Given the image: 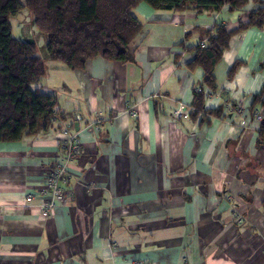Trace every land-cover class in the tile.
I'll return each instance as SVG.
<instances>
[{
  "label": "crops",
  "instance_id": "obj_1",
  "mask_svg": "<svg viewBox=\"0 0 264 264\" xmlns=\"http://www.w3.org/2000/svg\"><path fill=\"white\" fill-rule=\"evenodd\" d=\"M258 6L199 12L141 2L129 61L97 56L72 69L38 49L46 72L31 87L57 96L59 118L0 141V264H264V129L252 119L264 26L233 35L214 67L204 106L226 105L222 115L194 114L205 71L190 66L217 23L235 29ZM181 104L188 118L175 115ZM66 124L82 152L67 199L45 213L39 191L64 155Z\"/></svg>",
  "mask_w": 264,
  "mask_h": 264
},
{
  "label": "trees",
  "instance_id": "obj_2",
  "mask_svg": "<svg viewBox=\"0 0 264 264\" xmlns=\"http://www.w3.org/2000/svg\"><path fill=\"white\" fill-rule=\"evenodd\" d=\"M250 0H0V141H18L51 125L58 98L55 94L33 90L46 72V62L34 41L13 35L10 18L22 8L32 13L34 23L46 35V50L51 60L82 69L93 57L129 61L134 57L132 42L143 28L135 8L146 2L161 10L194 9L231 12L243 10ZM235 29L217 23L209 31L190 63L205 71L204 83L194 91V114L222 115L226 105L205 108L206 98L215 92L214 67L229 47L230 39L249 27L264 26V0ZM237 61L233 74L240 66ZM206 86L208 89H206ZM236 108L235 104H232ZM264 113V86L254 95L253 112ZM191 114V113H190ZM264 129V117L261 121Z\"/></svg>",
  "mask_w": 264,
  "mask_h": 264
},
{
  "label": "built area",
  "instance_id": "obj_3",
  "mask_svg": "<svg viewBox=\"0 0 264 264\" xmlns=\"http://www.w3.org/2000/svg\"><path fill=\"white\" fill-rule=\"evenodd\" d=\"M234 110L242 112V107H236ZM175 115L177 117H189V110L186 105H180L175 110ZM253 123H261L264 117V113L261 109L255 110L252 114ZM58 112L53 116L52 121L57 120ZM74 118L76 120L81 119V113L75 112ZM63 135V147L64 155L57 161V163L47 169L45 174L44 185L40 188V194L45 196V202L43 204V211L45 213H50L56 206L58 200H66L68 197V191L65 189L64 185L69 180V169L71 163L81 155L82 145L80 141V135L78 133H72L70 125H64L61 131ZM34 196L32 194L27 196V201H32Z\"/></svg>",
  "mask_w": 264,
  "mask_h": 264
},
{
  "label": "rangeland",
  "instance_id": "obj_4",
  "mask_svg": "<svg viewBox=\"0 0 264 264\" xmlns=\"http://www.w3.org/2000/svg\"><path fill=\"white\" fill-rule=\"evenodd\" d=\"M10 21L15 37L36 42L40 54L46 50L47 37L38 29L34 23L32 13L27 7L22 8L16 15H12Z\"/></svg>",
  "mask_w": 264,
  "mask_h": 264
},
{
  "label": "clouds",
  "instance_id": "obj_5",
  "mask_svg": "<svg viewBox=\"0 0 264 264\" xmlns=\"http://www.w3.org/2000/svg\"><path fill=\"white\" fill-rule=\"evenodd\" d=\"M226 56L228 55L227 53L225 54ZM246 70L241 68L235 78V82L236 84H242L243 83V73L245 72ZM233 85L229 84L228 87H232Z\"/></svg>",
  "mask_w": 264,
  "mask_h": 264
}]
</instances>
